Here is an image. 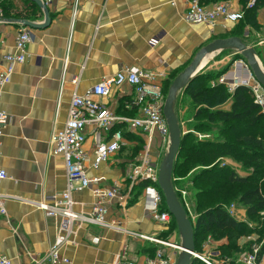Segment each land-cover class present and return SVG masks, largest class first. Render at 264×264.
I'll return each mask as SVG.
<instances>
[{"label": "crops", "instance_id": "1", "mask_svg": "<svg viewBox=\"0 0 264 264\" xmlns=\"http://www.w3.org/2000/svg\"><path fill=\"white\" fill-rule=\"evenodd\" d=\"M8 1H0V71L7 66L4 56L15 50L18 32L26 27L33 37L26 60L16 65L0 100L2 110L11 117L1 147L2 166L10 177L0 182V193L12 196L4 202L6 214H0V253L12 264H33V259L47 252L56 240L61 218L46 215L34 202L48 200L67 188V168L63 156L54 154V136L64 128L74 95H84L102 77L134 66L160 75L166 93L202 47L230 36L240 37L253 47L264 69V7L258 9L252 26L243 27L244 20H221L215 25L188 23L184 20L188 0H77V4L76 0H41L46 9L28 0L30 3H25L33 10L24 12L21 7L18 13L4 9ZM24 1L15 0L19 6ZM233 1L234 8L242 7L240 0ZM228 50L241 57L234 49ZM223 51L212 53V58ZM229 60L231 55L215 64L225 66ZM133 95L130 86L122 85L108 96L94 99L118 116L132 118L139 111ZM116 130L122 131L125 145L94 168V126L86 127L87 172L94 182L92 187L73 193L74 209L92 210L96 200L92 188L97 184L117 186L120 196L109 205L108 218L124 219L131 230L161 237L168 228L151 220L145 208L144 182L134 183L130 170L137 162V144H144L145 137L125 122L114 124L108 132L103 131V136L108 139ZM156 145L155 164L163 151L161 142ZM125 194L129 195L123 208L120 201L126 199ZM75 229L72 242L61 249L70 263L60 264L114 262L123 239L121 233L86 224ZM97 237L99 241L94 242ZM215 242L221 244L227 239ZM128 243L129 257L140 262L154 246L132 237Z\"/></svg>", "mask_w": 264, "mask_h": 264}, {"label": "built area", "instance_id": "2", "mask_svg": "<svg viewBox=\"0 0 264 264\" xmlns=\"http://www.w3.org/2000/svg\"><path fill=\"white\" fill-rule=\"evenodd\" d=\"M11 1L15 2V0ZM255 2L256 0H251L246 7L236 9L231 2L206 6L200 0H188L184 20L191 24L206 25H215L221 20L239 22L245 19V10L253 8ZM32 38L31 31L23 27L16 37L15 50L4 56L7 66L0 71V100L3 88L11 81L16 65L26 60L27 46ZM233 62V66L226 73L221 74L217 78V82L225 84L230 92L240 85L250 87L255 102L261 106L264 112V88L255 80L253 72L243 58H235ZM159 79L160 75L154 72L144 71L135 66L125 67L113 75L102 77L84 95L73 96L64 128L54 136V154L63 156L65 160L67 188L59 195L49 197L48 200L34 202L39 209L45 211L46 215L60 217L61 224L55 242L42 256L34 258L33 264L70 263V259L61 254V249L72 242V237L76 233L75 228L84 224L112 229L123 235L120 249L112 264H176V258L170 251L172 248L182 250V246L176 241L165 239L158 234H146L131 230L126 227L124 219L108 218L109 205L113 199L120 196L119 187L108 188L99 184L93 187L92 191L96 200L89 212L75 210L73 199L75 191L92 187L94 182L87 172L86 127L94 126V153L91 167L98 168L102 163L109 161L125 145L122 131H114L108 139L103 136V131L108 132L114 124L125 122L131 130L139 131L145 137V153L133 170V182L138 184L148 182L144 187V197L145 208L151 220L165 228L171 224L174 217L168 208L161 209L163 193L159 187V168L151 159V150L156 140V134L160 136L161 139L158 142H161V149L165 148V152L170 142V129L163 111L167 95L163 92ZM73 82L77 83L78 79H74ZM122 85L130 86L134 92L133 104L139 110L135 117L118 116L109 106L94 99L95 96H108L114 88ZM10 119V115L0 106V182L10 177L1 162L3 136ZM179 191L181 196L178 198L194 226L198 215L191 211L187 192ZM128 195L125 194L126 199H123V202L120 201V206L123 208L127 204ZM10 197L12 196L0 193V214H6L4 202ZM228 210L231 215L235 216L234 207ZM261 214L264 216V211ZM130 237L154 245V250L146 255L143 262L129 257L128 238ZM93 241L98 242L99 238H94ZM194 256L198 255L194 253ZM204 257L205 260L202 259V261L206 264H216V260L214 261L208 254ZM238 261L242 264H264V251L260 247H253L248 253L241 254ZM0 264H12V262L6 255L0 253Z\"/></svg>", "mask_w": 264, "mask_h": 264}, {"label": "trees", "instance_id": "3", "mask_svg": "<svg viewBox=\"0 0 264 264\" xmlns=\"http://www.w3.org/2000/svg\"><path fill=\"white\" fill-rule=\"evenodd\" d=\"M219 1L222 0H200L206 6ZM240 1L244 8L251 0ZM25 2L28 0L19 6L14 1H8L4 9L15 13L33 10ZM21 7L24 9L19 11ZM262 7L264 0H256L253 8L245 10V18L247 14H252L249 18L253 19ZM220 75L219 72H200L189 83L184 94L196 108L193 116L197 122L196 129H212L213 124L220 123L217 128L225 137L222 140H198L190 139V132L182 135L173 181L188 175L198 166L213 164L212 169L198 171L193 176L194 182L199 185L196 189L198 217L194 224L195 252L206 255L203 244L207 240L227 239V242L220 245L224 264H239L238 242L248 233L256 232L258 225L252 228L245 221L231 215L228 204L239 202L246 208L248 217H261L264 211V112L255 102L250 87L240 85L230 92L225 84L217 82ZM228 102L230 107H223ZM225 157L240 158L244 166L254 168L253 172L242 176L235 168L226 164L221 166L220 161ZM147 184L145 181L142 186ZM161 209H167L164 195ZM171 225L178 229L174 218ZM153 250L151 248L150 253ZM191 264L206 263L193 257Z\"/></svg>", "mask_w": 264, "mask_h": 264}, {"label": "rangeland", "instance_id": "4", "mask_svg": "<svg viewBox=\"0 0 264 264\" xmlns=\"http://www.w3.org/2000/svg\"><path fill=\"white\" fill-rule=\"evenodd\" d=\"M233 0H222L219 1L217 3L220 2H231ZM236 1V0H235ZM233 1V2H235ZM240 6L243 5V3L239 2ZM252 16L247 14V19H243L245 22H243V27L246 26V24H250L248 26H252L251 24H253L254 20H257V18L253 17V19H250L249 17ZM257 34V33H255ZM228 55H231V60H229V62L227 64H224L225 66H222L223 64H215V61H222L224 60V58H226ZM214 56V55H213ZM212 56V57H213ZM211 57V58H212ZM236 53L234 51L231 50H226L221 52V54L218 56H216L215 58L210 59L209 63L206 64V66L204 68H202V70L200 72H212V73H226L230 67L233 66V61L236 58ZM171 86V84L169 85V87ZM169 87L166 89V95L168 94V90ZM223 107L225 108H229L230 107V103H226L225 105H223ZM195 107L193 105V103L185 96L184 94V90H180V92L178 93V97L175 103V111L176 114L179 118L180 121V125L183 131H185L186 133H191L192 135L190 136V139H198V140H222L224 139L225 136H223L222 134H220L217 125L220 126V123H215L213 124V128L212 129H201V130H197V122L194 119V113H195ZM185 133V134H186ZM160 136H158V134H156V140L155 143L153 144V149L151 152V159L153 160V152L154 149H156L157 145L156 143H158V141L160 140ZM137 150L136 151V158H137V162L132 166V168L130 167V170L132 169V173L133 170L135 169V167L139 164V160L141 158L142 155H144L145 153V143L143 144V142L139 141V143L137 144ZM165 148L164 150L159 154V156L157 157V161L156 162V166L159 168L160 163L165 155ZM154 162V161H153ZM228 165L232 168H235V170L239 173L242 174V176H248V174L253 172V167H248V166H244L241 162H240V158H232V157H225L223 160L220 161V165L221 166H225ZM213 164L206 166V165H201L198 166L196 169L192 170L188 175L184 176V177H179L178 180L173 181L174 182V188L176 190L177 196H181V191H186L187 192V199L189 201V205L191 208V211L193 212V214L197 213L196 211V189L197 187H199V185H197L194 180H193V176L195 173H198V171H203L206 169H212ZM197 170V171H195ZM205 173V172H204ZM131 174V173H130ZM131 179V178H130ZM175 180V179H174ZM178 189V191H177ZM241 190L243 188H240ZM234 207L235 209V216L242 220L245 221L250 227L255 228L256 225H258L255 229L256 232L254 233H248L246 236H243L238 244L239 246V257L241 256V254L244 253H248L249 251H251L253 249V247H260L261 249L264 248V216L261 215V217H248V215L246 214V208L244 206H242L241 204H239V202H233L230 205L228 204V209ZM175 226V225H174ZM174 226H168V229H165L162 233L161 236L165 239H170L172 241H178L180 240V234L178 229L174 228ZM177 231V234H176ZM220 245L218 242L212 241V240H207L204 244H203V248L204 251L206 252V254H208L214 261L217 259L219 262L216 264H224V260L222 259V253L220 251ZM170 251L172 252V254L174 255V258H176V262L179 258L180 255V250L178 249H170ZM204 256V255H202Z\"/></svg>", "mask_w": 264, "mask_h": 264}, {"label": "water", "instance_id": "5", "mask_svg": "<svg viewBox=\"0 0 264 264\" xmlns=\"http://www.w3.org/2000/svg\"><path fill=\"white\" fill-rule=\"evenodd\" d=\"M33 1L39 7L46 9L43 1ZM20 21L24 25L35 26L31 21ZM228 49H234L237 54L239 53L253 72L255 80L264 88V69L256 55V50L237 36L218 38L202 47L196 53L190 65L176 76L169 87L164 105L163 111L170 129V142L159 166V187L165 197L167 208L177 223L180 234V240L176 242L182 246V250L176 264H191L194 253L196 252L194 226L187 217L186 210L181 204L173 185V173L179 156L181 138L186 133L181 128L179 118L175 111V103L180 90H185L189 83L198 75L199 72H196L205 56Z\"/></svg>", "mask_w": 264, "mask_h": 264}, {"label": "bare ground", "instance_id": "6", "mask_svg": "<svg viewBox=\"0 0 264 264\" xmlns=\"http://www.w3.org/2000/svg\"><path fill=\"white\" fill-rule=\"evenodd\" d=\"M213 56V54L211 53V54H208V55H206L205 56V58L202 60V62L200 63V65H199V67H198V70H197V72L196 73H200V71L202 70V68H204V66H205V64L211 59V57ZM198 73V74H199ZM198 256H194V257H197L198 259H204L205 260V257L204 256H202L201 254H199V253H196Z\"/></svg>", "mask_w": 264, "mask_h": 264}]
</instances>
